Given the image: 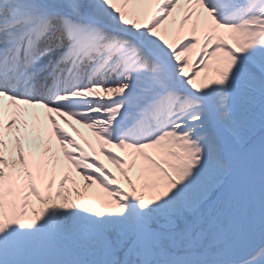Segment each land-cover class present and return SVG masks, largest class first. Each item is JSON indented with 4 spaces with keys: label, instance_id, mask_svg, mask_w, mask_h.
<instances>
[{
    "label": "snow or ice",
    "instance_id": "1",
    "mask_svg": "<svg viewBox=\"0 0 264 264\" xmlns=\"http://www.w3.org/2000/svg\"><path fill=\"white\" fill-rule=\"evenodd\" d=\"M0 264H264V0H0Z\"/></svg>",
    "mask_w": 264,
    "mask_h": 264
},
{
    "label": "bare ground",
    "instance_id": "2",
    "mask_svg": "<svg viewBox=\"0 0 264 264\" xmlns=\"http://www.w3.org/2000/svg\"><path fill=\"white\" fill-rule=\"evenodd\" d=\"M101 159L102 160H104V158L103 157H101ZM104 162L107 164L108 162L106 161V160H104ZM109 167H113L114 168V166H112V165H108ZM69 187H70V185H69Z\"/></svg>",
    "mask_w": 264,
    "mask_h": 264
}]
</instances>
